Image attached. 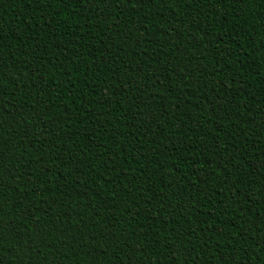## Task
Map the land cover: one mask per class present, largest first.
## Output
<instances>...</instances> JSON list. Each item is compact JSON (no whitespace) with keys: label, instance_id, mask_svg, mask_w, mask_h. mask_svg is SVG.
Segmentation results:
<instances>
[{"label":"trees","instance_id":"16d2710c","mask_svg":"<svg viewBox=\"0 0 264 264\" xmlns=\"http://www.w3.org/2000/svg\"><path fill=\"white\" fill-rule=\"evenodd\" d=\"M0 264H264V0H0Z\"/></svg>","mask_w":264,"mask_h":264}]
</instances>
